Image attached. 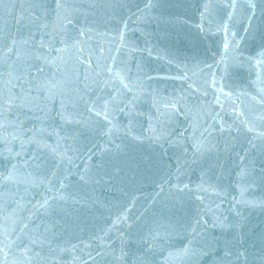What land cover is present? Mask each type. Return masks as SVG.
<instances>
[{
  "label": "water",
  "instance_id": "water-1",
  "mask_svg": "<svg viewBox=\"0 0 264 264\" xmlns=\"http://www.w3.org/2000/svg\"><path fill=\"white\" fill-rule=\"evenodd\" d=\"M0 264H264V0H0Z\"/></svg>",
  "mask_w": 264,
  "mask_h": 264
},
{
  "label": "snow or ice",
  "instance_id": "snow-or-ice-1",
  "mask_svg": "<svg viewBox=\"0 0 264 264\" xmlns=\"http://www.w3.org/2000/svg\"><path fill=\"white\" fill-rule=\"evenodd\" d=\"M225 46L227 47V43L225 44ZM44 203L47 204V201H45Z\"/></svg>",
  "mask_w": 264,
  "mask_h": 264
}]
</instances>
